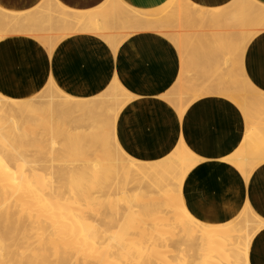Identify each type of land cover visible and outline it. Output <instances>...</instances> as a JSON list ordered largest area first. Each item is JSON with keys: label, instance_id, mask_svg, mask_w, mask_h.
<instances>
[{"label": "bare ground", "instance_id": "bare-ground-1", "mask_svg": "<svg viewBox=\"0 0 264 264\" xmlns=\"http://www.w3.org/2000/svg\"><path fill=\"white\" fill-rule=\"evenodd\" d=\"M49 1L47 0V2L43 3L36 12L25 11L14 13L0 6V41L17 35L26 36L29 34L35 38L37 37L50 52H53L49 47L54 49L61 39L69 35L78 32L96 33L111 49L116 50L120 46L119 44L131 36L134 31L137 32L138 28V32L139 30H152L151 26L148 29L145 20L154 19L155 21H153L155 23L158 19V25H160V19L163 16H160V12H164L170 7L169 14L167 15V10L165 16H163L164 22L165 19H169V21L166 20V23L163 22L164 30L160 29L163 32L168 30L165 28V24H168L167 26L173 30L171 31L170 29L169 32L171 31L182 36L181 42H183L185 36L192 35L194 37L195 34L190 32V35L188 31L191 28L194 29L196 24L200 23V20L202 24L200 23L196 28L198 29L201 26L202 36L203 33L206 34L209 28H214L212 30L215 33V29L217 31V28L224 25L225 22L224 26L227 28H223L228 31H226V38L223 40H226V44H228L231 50H233L232 48L235 49V51L233 50L235 56L231 57L232 51L226 54L227 56L229 55L228 57L232 61L227 60L230 62V64L227 62L229 66L225 69L227 75H225L226 78H220L219 76L222 79L220 83L219 81H217L218 83L215 81L216 84L208 82L210 85L208 86L205 83L204 86L202 83L205 80L203 81L204 77H202L203 82L201 81V84L204 88L200 89L201 85H197L200 81L197 83L198 81L196 82L197 79L195 80V77L203 75L202 73L208 69L207 67L198 76H194L195 74L193 73L194 80L190 77L187 79L189 82L192 80L195 81L192 84L197 83L196 85L198 87L195 86L196 90L192 88L187 90L185 87H179L176 91L174 90L175 92L172 94L171 101L179 102L181 104L180 109L184 110L182 105L184 98L188 96L201 98L204 95L216 94L228 99L229 97L233 98V102L240 107L243 113L248 101L254 100L255 97H259L264 106V101H262L264 92L262 90L256 85L249 87L248 91L245 90L243 82L247 79L251 80L243 66V53H246L247 49L243 50V48L241 50V48H237L239 47L238 44H241L239 35L245 37V40L242 37L244 42L240 45L244 47L243 43L246 40L249 43L253 39L251 35H255L254 37H256V33L259 35L260 31L264 32V29L262 30L258 27V23L264 27V3L261 4L257 0H234L233 2L231 1L232 3L230 5L228 3V6L224 7L225 9L202 8V10L196 5L199 7V11H193L194 8L197 9L195 4H192L194 7L193 10L190 8L192 6H185L188 5V2L191 5L189 0H168L169 2L167 4L165 3L162 7H158L155 11H141L137 8L128 7L121 0H112L106 4L103 3L104 5L102 4L101 7L94 8L93 10L72 11L71 9L65 8L57 0H52L53 2ZM159 8L162 10L159 11ZM132 13H136L135 16H132ZM235 15L240 17L239 19L237 18L238 21L242 16L241 21L237 23H241V27L239 26L240 31L237 29L239 32L233 29L232 26L236 23ZM172 18H175L177 24L180 23L179 21L181 19L176 18H185V23L187 22V18H189V21L186 27L183 29H181L182 27L180 28V32L176 27L175 20ZM139 20H144L145 22L142 24ZM183 22L181 23L183 24ZM149 23L150 21H148ZM180 24L177 26H180ZM139 25H144L143 27L146 28L140 27ZM157 26H155L156 31ZM158 27L162 28L160 26ZM203 29L206 31H203ZM47 30L52 33L45 34ZM221 31L223 30L221 29ZM166 33V36L169 35L168 32ZM247 33L249 34L247 35ZM250 33L252 34L250 35ZM171 35V37H174L173 34ZM48 36H53L56 40L42 41L43 38L47 40ZM199 37L200 39L198 38V41L202 38L201 35ZM187 38L191 40V37ZM196 38L194 40L195 42L197 40ZM219 38L221 39V36ZM208 41L210 42L209 37ZM54 42H57L56 45ZM51 43H53V46ZM188 43L186 42L184 45ZM191 43L194 42H190V45ZM198 46H200L199 48L201 50V43ZM203 46L205 47V45ZM193 49L190 50L196 51L195 48ZM204 50L206 51V48ZM215 50L217 51V49ZM198 51L197 54L199 55L200 52L198 53ZM197 54L196 56H198ZM192 56L196 58L194 55ZM227 56L224 55L223 57L222 55V58L225 59ZM197 62L195 65H197ZM192 66L194 65L192 64ZM194 67L197 69V66ZM185 68H187L186 70H189V68L190 71L193 70L190 64L188 67H184L183 70ZM219 68L216 69L219 70ZM216 69H213V71L216 72ZM186 70L183 72H186ZM210 74L208 73V75ZM199 79L201 80V78ZM228 83L233 85V89L230 91L227 86ZM183 85L185 83L181 86ZM109 88L108 91L95 96V98L83 99L65 92L51 79L38 95L30 98L16 99L0 91V264H250V249L255 236L248 235L241 243L243 248L238 246L236 249L234 241L235 237H239V235L238 231L235 230V223L233 221L228 224H211L198 219L188 211L177 216L176 209L168 202L170 198L173 199L180 194L181 190H177L175 184H169L166 187L165 193L155 200L148 197L149 209L142 212L137 224L126 225L125 223H119L117 225L118 216L122 209L119 212L117 210L115 213H113L114 211L110 213L106 210L105 205L107 206L109 204L108 200L116 196L118 185L112 184L104 186L100 181L102 170L101 153L103 147L102 139L100 138L103 129L101 122L97 117L98 114L93 109L89 111L91 113L90 118L86 119L81 114L77 115V112L84 111L83 108L86 109L83 106H87L90 101L93 104L97 103L96 106L107 103L113 99L117 89H125L120 85L118 79H115L114 84ZM190 91H193V94L188 93ZM252 127L258 130H264V125L260 121L251 120L248 131ZM36 130L38 131L36 132ZM31 131L34 132L33 135H35V138L40 133V140L44 137L48 138L49 135L54 137H57L58 134L63 135L62 137L64 138L62 139H64L66 144H63L64 148L67 147L68 142L71 143V140L76 143L78 142L80 146L88 149L90 155L88 158L90 159H83L73 164L65 161L66 164H64L57 162L53 155L47 158L46 154L41 153L40 158H38L35 155L38 151L35 149L32 157L29 155L30 152L27 154V150H30V148L26 147L27 149H25V146L32 143L28 141L29 144L24 146L27 142H24V139L26 140L28 138L27 135L30 136L28 133ZM54 137H52L53 143L51 146L53 150L58 145V141H55L56 139ZM36 144L39 146L38 143ZM246 144L248 143L244 142L239 148V151H236L227 160L238 157L240 150H243ZM42 151L45 152L44 148L39 153ZM60 152L59 150V154ZM192 160L194 161V166L190 170L187 169L186 175L181 177L184 180L192 172L191 170L198 165L195 161L197 160L196 155L193 156ZM259 165L261 164L247 167L239 161L235 164L245 177H248ZM46 174L52 177L48 178ZM174 174H179V172H175ZM76 179H80L79 182L84 187L78 184V192L75 189L71 193L68 192L67 190L75 187L72 185V188H70V182ZM88 182H90L91 186L92 184L98 185V191L94 190L93 192L92 187L89 189L86 187L87 190L85 189L84 191L83 188L86 185L89 186ZM136 187H140V185ZM91 188L92 190H90ZM94 188L96 189V187ZM146 189L147 191H152L153 187L148 185ZM94 198H105L103 201L104 206L102 205L101 212L95 209L99 212L96 213L94 210L95 214H93L94 212L92 210L93 213L91 212L90 214L88 211L89 208L87 209L86 206ZM83 208L86 209L84 210ZM105 211L109 213L105 214ZM108 214L111 215L110 218ZM163 214L166 215L165 218H158V215ZM187 219H191L193 224V230L190 234L187 230H183V227L179 226L180 223H184ZM162 222H165V226L171 229L169 234L165 235L160 232L159 224ZM137 236H140L141 240L137 244L128 242L130 238ZM175 242L182 245V247L176 251H170L169 248ZM245 247L247 249H244Z\"/></svg>", "mask_w": 264, "mask_h": 264}, {"label": "crops", "instance_id": "crops-1", "mask_svg": "<svg viewBox=\"0 0 264 264\" xmlns=\"http://www.w3.org/2000/svg\"><path fill=\"white\" fill-rule=\"evenodd\" d=\"M58 1L72 10L89 11L109 0ZM121 1L141 11L157 9L169 2ZM189 1L202 8L221 10L234 0ZM257 1L264 3V0ZM45 2L47 0H0V6L14 11H33ZM212 29L209 28L206 32L209 34L203 33V36L200 28L199 32L188 31V34L192 31L197 34V38L189 36L197 40H193V46L189 45L191 50L195 48L196 51L189 50L186 61L171 39L152 30L132 33L116 50L111 49L96 33L69 35L57 43L53 52L33 35L9 37L0 41V91L16 99L30 98L38 95L53 79L65 92L91 99L108 91L118 79L130 93V99L123 105L116 120L118 142L128 155L134 159L154 161L167 157L184 143L201 159L183 185L185 200L194 216L207 223L225 224L236 219L246 208H252L264 219V162L251 172L247 180L234 164L224 160L240 148L248 133L246 118L240 107L216 94L193 98V91L188 92L191 97L187 95L182 101L183 107L186 106L184 112L179 102L171 101L172 94L179 87L196 90L197 85H201L202 89L205 83L209 86L208 82L216 84L217 81L220 83V78H226V58L222 55L227 56L232 51L233 57L235 49L231 50L223 40L228 30L221 27L214 33ZM200 35L203 42L207 41L203 43L202 38L201 42L198 41ZM197 51L201 54L198 55ZM189 59L193 60L192 63ZM189 64L193 70L185 68L186 72H183ZM243 66L252 83L264 92V32L247 44ZM212 68L219 70L215 72ZM200 73L203 74L201 77L198 76ZM193 75L198 76L195 80L197 83L200 81L199 84H192L195 82ZM189 77L193 79L191 82L187 81ZM181 82L186 86H181ZM254 236L250 264H264V227Z\"/></svg>", "mask_w": 264, "mask_h": 264}, {"label": "rangeland", "instance_id": "rangeland-1", "mask_svg": "<svg viewBox=\"0 0 264 264\" xmlns=\"http://www.w3.org/2000/svg\"><path fill=\"white\" fill-rule=\"evenodd\" d=\"M111 1L112 0H109L108 2H111ZM49 2H53V1L50 0ZM187 4L188 5H185V6H187V7L192 6L190 8H191V10H193V8H194L193 5H192L193 3H191V5H190V3L188 2ZM40 7H41V5L38 8H36V10L37 9L39 10ZM64 7L67 8L66 6H64ZM196 8L197 9L194 8L193 11H199V7L196 6ZM4 9H6L7 11L14 12V13L25 12V11H19V10L14 11V10H11V9H7L5 7H4ZM67 9L70 10V8H67ZM169 9H171V8L169 7ZM169 9H166V11L168 10L167 11V15L170 12ZM200 9H202V7H200ZM36 10H33L31 12H34V11L36 12ZM74 10H72V11H74ZM155 10L156 9H153L152 11H155ZM161 10L162 9H160L159 11H161ZM75 11H78V10H75ZM166 11H164V12L161 11L160 12V16H162V15L165 16ZM173 11H175V10H173ZM26 12H28V11H26ZM135 14L136 13H132V16H135ZM157 14L159 15L158 12H157ZM163 16L160 19L161 21L164 18ZM235 16H236V23L234 22L235 24L232 25L233 22L231 21L232 22L231 25L233 26V29H236V31H237V29L239 30L240 27H241L240 26L241 23L240 24H237V23L239 21H241L242 16H241V19L239 21L237 20V18L239 19L240 17H237V15H235ZM172 19L175 20V18H172ZM176 19H179V20L181 19L180 21L178 20L180 23L184 21L183 24L179 23L180 26H177L179 24H177V22L175 20L176 27H177V29H179V31H180L181 27H182L181 29L186 27V24L189 21L188 20L189 18H187V22L186 23H185V20H186L185 18H176ZM153 20L154 19L148 20V21H150V23H149L150 25L148 24V21L145 20L147 22L145 24H147L148 29H150V26H151V29L153 31H156L155 26H157L159 22H158V19H157V21L155 23H154L155 20L154 21ZM166 20L167 19H165V22H164V19H163L162 22L160 21L162 26H161V24L158 25V26H160L162 28H159L157 26V31L159 33L163 34V35L167 34L166 32H168L169 35H167V37L174 42L176 47L179 49L180 53H182L181 54L182 58L185 60L186 57H188V54H189L190 42H192L194 40V38L191 37V40H192L191 41L190 38H187L189 36H187V37L185 36L186 39L184 37L183 38L184 39L183 42H181V40H182L181 37L182 36H179V34H175L174 32H171L173 30L171 29V27L167 26L168 24H165V26H166L165 28L168 29V30L165 29L166 31L163 32V30H164L163 29V25H164L163 22L166 23ZM139 21L142 22V24L145 22L144 20H139ZM167 21H169V19ZM200 23H201V20H200ZM152 24L153 25L156 24V25H154V27H153ZM199 24H196V27ZM224 25H225V22H224ZM224 25H222L221 27H225ZM139 26L143 27L144 25H139ZM173 27H175V26H173ZM196 27H194V29ZM221 27H219V28H221ZM258 27L260 29H262V30L264 29V27H262L259 23H258ZM136 28H138V27H136ZM143 28H146V27H143ZM158 28H159V30H158ZM199 28L201 29V26ZM225 28H227V27H225ZM138 29H137V32H138ZM160 29H163V30H160ZM170 29H171V31H170L171 33L169 32ZM194 29L191 28V30H194ZM198 29L196 28L195 30H198ZM141 30H143V29H141ZM184 30H186V29H184ZM239 31H237V32H239ZM49 32L52 33L51 31H49ZM49 32L47 30L45 32V34H47V33L49 34ZM134 32H136V31H134ZM139 32H140V30H139ZM250 32H252V31H250ZM260 33H262V31H260ZM171 34H173L174 37H171L172 36ZM248 34L249 33H247V35ZM251 34L252 33H250V35ZM50 35H53V34H50ZM251 36H253L252 38H254L255 35H251ZM256 36H257V33H256ZM48 37H49V39H48ZM48 37H47V40L45 38H43L42 41L44 40V41L47 42V41H50V40H56L55 37L53 38V36H48ZM238 37L241 38V42H240V40H238V41L242 44V42H244L242 40V37H244V36L239 35ZM179 38H180V40H179ZM243 39L245 40V37ZM185 41L187 43H188V41H190L188 43L189 45L186 44L188 47L186 45H184V43H186ZM56 43H55V45H56ZM246 43H248L247 40H246L245 43H243L244 47L240 46L241 44H238L239 47H237V48L238 49L241 48V50L243 48H244L243 50L247 49V44ZM51 44L53 46V43H51ZM191 45H193V43H191ZM238 45L236 44V46H238ZM49 48H51V51H53L52 47H49ZM183 50H185V51H183ZM241 50H240V54H241ZM181 51H183L184 54ZM242 53H243V51H242ZM243 54H245V52ZM228 56H227L228 59L226 58V60H225L226 64L228 62L227 60H230V62L232 61L231 58L228 57ZM230 62H228V64H230ZM228 64H227V67L229 66ZM243 84H244V87H245L246 91L249 90V87H253L255 85V84L252 83L251 80H248V79L245 80L243 82ZM227 86L229 87V91L233 89V85L232 84L228 83ZM190 88L191 87H187L185 89L190 90ZM129 95H130V93L126 89H117L115 91L113 99L111 101H109L107 103H104V104L97 105V106H96L97 103L93 104V102L90 101L87 104V106L86 105L83 106V107H86V109L83 108L84 111L77 112V115L81 114L84 118L86 117V119H87V118H90V116H91V113L89 111L93 109V111L98 114L97 117L100 120L101 126L103 128L102 129V134H101V137H100L102 139V144H103L102 153H101V155H102V158H101L102 170H101V175H100V181H101V183H103L102 185H104V186L112 185V184H117L118 185V190H117L118 192H117L116 196L114 198L108 200L109 204L107 206L105 205L106 210H108L110 213H111V211L112 212L114 211L113 213H115V211L117 212V210H118V212H119V210L122 209L120 215L118 216L117 225L119 223H125L126 225L137 224L138 218L142 214V212L143 211H147L149 209L148 197L153 199V200H155L156 198L161 197L165 193L166 187L169 184H175L176 185L175 186L176 189L177 190H181L180 194L178 196L174 197L173 199L170 198L168 200V202L170 203L171 206H174V209H176V215L177 216L182 214V213H184V212H186V211L191 212L189 207H188V205H187V202L185 200L184 193H183V185H184L185 180L182 179L181 177L186 175L187 169L190 170L194 166V164H193L194 161L192 160V158L196 154L193 151H191L184 143H182L181 145H179L173 151V153H171L170 155H168L165 158L154 160V161H144V160H139V159H136V158L134 159L133 157L128 155L124 151L122 146L119 144L118 138H117V134H116V128H117L116 120H117V116H118L119 112L124 107L123 105L129 100ZM229 99L234 101V99L231 98V97H229ZM262 101H264V97L262 98ZM94 105H95V107H94ZM97 107H98V109H97ZM181 110H182V112H184L186 109L184 108V110L183 109H181ZM243 114L245 115L248 127H249V123H250L251 120L252 121H255V120L256 121H260L264 125V106H263V103H261V99L259 97H255L254 100L248 101V104L244 107V113ZM37 131L38 130H36V132ZM28 134L30 136L27 135L28 138H26V140L24 139V142L27 141L24 144V146L29 144V142L32 143V144H29V145L25 146V149H27L26 147L30 148V150H27L28 151L27 154H29V152H30L29 155H31L32 157H33V155L35 153L34 152V149H35L36 151H38V152L35 153V155L38 156V158H40L41 153L42 154L43 153L46 154L47 158L50 155H51L50 157H52V155H53L57 162H59V163L61 162V163H64V164H66L65 161H67V163L71 162L73 164V163H78V162L82 161L83 159H90V158H88V157H90L88 149L87 148H83V146H80L78 144V142L76 143L75 141L71 140L70 141L71 143L68 142L67 147L64 148L63 146L66 145V144H65L64 139H62L64 137H62L63 135H61V134L60 135L58 134L57 137L49 135L48 136L49 139L47 137L43 138L45 140H43V139L40 140L39 139L40 133L37 136L38 139L35 138V135H33L34 132L31 131ZM52 137H54L56 139L55 141H58L57 142L58 143L57 146H59V147L56 146L55 150H53L51 148L52 143H53L52 142ZM33 140H34V142H33ZM243 141L248 143V144H246L244 146L243 150H240L239 156L230 158V160H227V158H225L224 160L228 161V162H230V163H232L234 165L236 164V162L239 161L242 164H245L247 167H249L250 165L262 164L264 162V130H258V129H255V127H252L251 129H249V131H248V133L245 136ZM36 143H38L39 146L42 147V148L37 146ZM243 143H242V145H243ZM70 144H71V146H69ZM32 147H33V149H32ZM71 147H74V148H71ZM39 148L41 150H43V148H44L45 152L42 151V152L39 153V151H41ZM49 148H50V150H49ZM59 150L61 151L60 154H59ZM237 151H239V149ZM67 152H68V154H67ZM72 152H74V153H72ZM79 154L82 155L83 157L80 156ZM86 155H87V158H86ZM61 156L62 157L64 156V157L62 158ZM196 157H197V160H195V161L198 164L201 159L197 155H196ZM93 158H95V156H93ZM63 159H65V160L63 161ZM76 160H78V161H76ZM57 162H56V164H58ZM191 171H193V170H191ZM175 172H179V174H174ZM46 176L48 178L52 177V176H49L48 174H46ZM249 177H250V175L248 177H245V179L249 180L248 179ZM79 180L80 179L72 180L73 183H71L72 182L71 181L70 184H69V185H71L70 188H72V185H73V187L74 186L75 187L72 188L73 190L71 189V190H67V191L71 193V192L76 190V192H78L77 189H79V187H78L79 185L81 187H84L82 185V183L79 182ZM75 181H77V182H75ZM88 183H89V186L86 185L85 188H83L84 191H85V189L87 190L86 187H88V189L90 187H92L93 188V192H94V190L98 191V187H97L98 185L94 184L95 185L94 186L92 184V186H91L90 182H88ZM137 185H140V187H136L135 188V186H137ZM148 185H151L153 187L152 191H147L146 188H147ZM94 187H96V189ZM92 188L90 190H92ZM88 192H89V190H88ZM104 199L105 198H101V199L100 198H98V199L94 198L92 201H90V204L87 205V206H90L91 209H90V207L86 206L87 209L89 208L88 211L90 212V214H91L92 210L94 212V213L92 212L93 214H95L96 210H100V212H101L102 205L104 206V202H103ZM86 208H83V209L85 210ZM105 208H104V210H105ZM97 212H99V211H96V213ZM109 212H107V213H109ZM107 213L105 211V214H107ZM108 215H110V214H108ZM165 216H166L165 214L158 215V218H165ZM108 217L110 218L111 215L108 216ZM159 220H161V219H159ZM232 221L235 223V230L238 231V235H239V237H235V241H234L235 242L234 246H235L236 249L238 248V246H240V248H243L241 243L243 242V240L245 238H247L248 235L254 236L257 232H259V230H261L264 227V219L259 217L252 208H246L238 217H236V219H234ZM165 224H166L165 222L160 223L159 224V229H160V232L162 234L166 235V234H169V231L171 229L168 226H165ZM225 224H228V223H225ZM179 226L183 227L184 228L183 230H187L189 234L193 230V224L191 222V219H187L184 223H180ZM129 240L130 241H128V242L132 243V244H137V242L141 241L140 240V236L132 237ZM181 247H182V245H179V244H177L175 242L174 244L171 245L169 250L170 251H176V250H178ZM171 248H173V249H171ZM244 249H247V247H245Z\"/></svg>", "mask_w": 264, "mask_h": 264}]
</instances>
